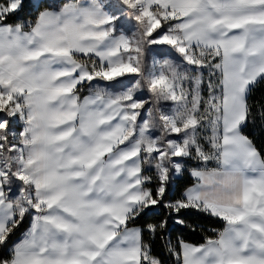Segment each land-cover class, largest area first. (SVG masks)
Returning <instances> with one entry per match:
<instances>
[{
	"label": "snow or ice",
	"instance_id": "snow-or-ice-1",
	"mask_svg": "<svg viewBox=\"0 0 264 264\" xmlns=\"http://www.w3.org/2000/svg\"><path fill=\"white\" fill-rule=\"evenodd\" d=\"M262 91L264 0H0V264H264Z\"/></svg>",
	"mask_w": 264,
	"mask_h": 264
},
{
	"label": "trees",
	"instance_id": "trees-1",
	"mask_svg": "<svg viewBox=\"0 0 264 264\" xmlns=\"http://www.w3.org/2000/svg\"><path fill=\"white\" fill-rule=\"evenodd\" d=\"M262 96H264V91L257 93V99L261 98ZM258 138H259V135H258ZM262 142H264V141H262ZM211 226L212 225H209V227H211ZM191 239L193 240V242H199L201 240V234H193Z\"/></svg>",
	"mask_w": 264,
	"mask_h": 264
}]
</instances>
